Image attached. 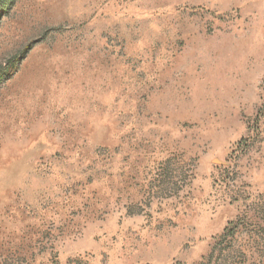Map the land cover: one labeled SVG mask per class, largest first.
I'll return each instance as SVG.
<instances>
[{
  "label": "rangeland",
  "instance_id": "rangeland-1",
  "mask_svg": "<svg viewBox=\"0 0 264 264\" xmlns=\"http://www.w3.org/2000/svg\"><path fill=\"white\" fill-rule=\"evenodd\" d=\"M0 264H264V0H0Z\"/></svg>",
  "mask_w": 264,
  "mask_h": 264
},
{
  "label": "trees",
  "instance_id": "trees-1",
  "mask_svg": "<svg viewBox=\"0 0 264 264\" xmlns=\"http://www.w3.org/2000/svg\"><path fill=\"white\" fill-rule=\"evenodd\" d=\"M231 225H233V226H234V224H230V226H231ZM225 231H226V232H228V231H230V230H229V228H227Z\"/></svg>",
  "mask_w": 264,
  "mask_h": 264
}]
</instances>
